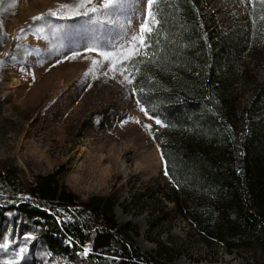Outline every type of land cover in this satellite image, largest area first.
<instances>
[{
  "label": "rangeland",
  "instance_id": "374dc122",
  "mask_svg": "<svg viewBox=\"0 0 264 264\" xmlns=\"http://www.w3.org/2000/svg\"><path fill=\"white\" fill-rule=\"evenodd\" d=\"M69 2L4 0L0 5V241L9 245L0 248V264H88L80 248L62 239L51 250L45 229L33 219L2 210L30 199L31 185L55 173L59 185L82 203L111 200L117 224L133 231L134 245L159 264H261L251 247L229 251L198 239L174 213L160 153L164 126L139 110L144 106L136 104L133 68L124 74L131 83L106 62L89 71L92 60L102 57L85 47H105V41L128 45L144 20L145 0H132L120 18L124 27L117 31L128 36L106 34L107 25L93 33L89 29L99 26L89 25L87 17L49 14L63 15L59 5ZM206 4L214 29L227 35L226 41L241 39L230 59L231 95L241 110L264 85V4ZM37 16L44 19L34 20ZM255 119L264 124V116L252 124ZM252 158L264 167V144L255 146ZM61 220L71 223L64 214L56 219ZM163 248L170 256L159 259Z\"/></svg>",
  "mask_w": 264,
  "mask_h": 264
},
{
  "label": "trees",
  "instance_id": "16d2710c",
  "mask_svg": "<svg viewBox=\"0 0 264 264\" xmlns=\"http://www.w3.org/2000/svg\"><path fill=\"white\" fill-rule=\"evenodd\" d=\"M154 8L159 24L147 56L137 58L139 71L133 68V89L164 125L160 153L168 162L174 213L198 239L229 251L251 247L264 264V167L252 158L264 144V124H252L264 116V85L247 107L237 108L230 59L241 39L226 41L214 29L206 0H157ZM113 206L105 198L80 202L55 173L31 185L30 199L2 210L33 219L51 250L62 239L70 248H89L88 264H159L134 245L133 231L117 224ZM63 214L71 223L56 221ZM163 250L157 258L170 256Z\"/></svg>",
  "mask_w": 264,
  "mask_h": 264
},
{
  "label": "snow or ice",
  "instance_id": "6c2138e0",
  "mask_svg": "<svg viewBox=\"0 0 264 264\" xmlns=\"http://www.w3.org/2000/svg\"><path fill=\"white\" fill-rule=\"evenodd\" d=\"M157 0H145V11L143 13L144 20L139 26L138 34L132 35L130 43L128 45L120 44L116 45L115 43H110L105 41V47L91 46L85 47V51L88 53H95L97 57H102V61H97L96 59L92 60V68L89 71H94L98 64H108L110 71H117L120 75H124L128 71L129 66L135 68L136 72L139 69L136 67L138 63L137 57L141 54L147 56V50L151 47V37L153 35L154 28L159 24V21L156 19V5ZM261 4H264V0H260ZM4 4V0H0V5ZM132 0H74V2L61 4L59 5V12L63 15H59L57 12H50L51 16L57 18H67L72 19L74 17H87V23L89 25L95 24L98 25V28L89 29V31L96 33L107 25L108 27L103 28L106 34L116 32L117 35L128 36L129 33H121L117 29L124 27L120 23V18L125 14L127 9L131 6ZM254 6V5H253ZM43 16L34 17V20H43ZM264 19V17H262ZM3 25L0 23V28ZM98 41L99 38L96 37ZM75 55H81L80 52H76ZM87 58V57H85ZM3 62L0 61V64ZM88 73L86 72L85 75ZM107 74V73H105ZM125 80L129 83L132 81L128 79L127 75H124ZM143 91V89H140ZM136 104L139 106L141 102L136 101ZM139 110L145 114L150 120H154L157 125L164 126L161 123L160 119L149 115V111L144 107H139ZM139 123V121H137ZM151 134V126L146 125ZM161 159L164 160L163 153L161 154ZM164 174L169 175L168 171V162L165 161L164 164ZM9 247L8 243H3L0 241V248L7 250ZM23 251V249H21ZM89 248H84V254L88 255ZM14 264V262H13Z\"/></svg>",
  "mask_w": 264,
  "mask_h": 264
}]
</instances>
